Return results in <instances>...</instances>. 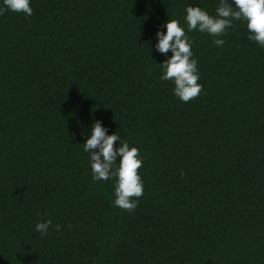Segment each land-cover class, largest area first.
<instances>
[{
	"label": "trees",
	"instance_id": "1",
	"mask_svg": "<svg viewBox=\"0 0 264 264\" xmlns=\"http://www.w3.org/2000/svg\"><path fill=\"white\" fill-rule=\"evenodd\" d=\"M219 3L30 0L31 17L0 15V264H264V47L243 20L188 31V6ZM168 20L198 62L188 103L160 79ZM97 120L139 149L133 212L114 206L115 178L93 180Z\"/></svg>",
	"mask_w": 264,
	"mask_h": 264
},
{
	"label": "clouds",
	"instance_id": "2",
	"mask_svg": "<svg viewBox=\"0 0 264 264\" xmlns=\"http://www.w3.org/2000/svg\"><path fill=\"white\" fill-rule=\"evenodd\" d=\"M4 7H0V15L11 10L23 13L27 17L33 15L30 0H3ZM220 0L216 9V16H211L200 7L188 6L186 8V22L189 32L199 30L213 37H221L227 34V29L233 26V21L243 20L246 22L250 33L249 39L264 47V0ZM166 33H157L158 43L156 50L167 55L169 51L172 56L162 64V81L174 82V94L185 103H188L201 94L203 86L198 83L197 60L192 59V44L185 33V29L178 20H168ZM214 44L222 47L223 39H215ZM151 70H149V74ZM108 130L103 127L102 122L97 120L91 130L90 137L83 144L84 151L90 153V165L94 181H107L115 178V200L114 206L133 212L139 198L143 196L144 186L139 175V169L143 161L140 158L139 149L130 147L123 142L117 148L115 144L120 140L116 134L108 135ZM117 157H120L118 167ZM51 220L36 224V231L43 237L47 235ZM71 227V225H69ZM60 230V225L56 226Z\"/></svg>",
	"mask_w": 264,
	"mask_h": 264
}]
</instances>
